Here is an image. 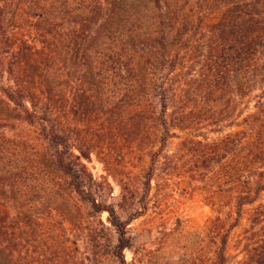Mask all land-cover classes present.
<instances>
[{"label":"trees","instance_id":"trees-1","mask_svg":"<svg viewBox=\"0 0 264 264\" xmlns=\"http://www.w3.org/2000/svg\"><path fill=\"white\" fill-rule=\"evenodd\" d=\"M1 79L49 161L45 171L38 153L0 131V264L107 260L108 251L79 258L63 222L53 230L55 210L74 220L48 202L55 173L94 214H108L110 256L127 264L130 219L99 190L83 163L95 147L79 134L81 125L108 134L125 115L133 137L152 126L159 145L146 192L159 170L160 186L184 178L215 206L211 264H264V0H0Z\"/></svg>","mask_w":264,"mask_h":264},{"label":"rangeland","instance_id":"rangeland-1","mask_svg":"<svg viewBox=\"0 0 264 264\" xmlns=\"http://www.w3.org/2000/svg\"><path fill=\"white\" fill-rule=\"evenodd\" d=\"M5 81L1 79L0 83ZM17 115L15 105L9 104L0 94V131L8 138L22 142L23 154L33 156L38 153L39 164L48 170V143L37 128L19 120ZM124 120L121 126L108 123L106 127L112 129L108 134L102 128H99L102 134H97L96 126L85 125L79 127V134L87 140L82 145L89 143L95 147L91 160H83V163L98 182L97 187L105 193L109 205L116 207L123 221L130 219L131 247L125 251L127 264H211L213 240L208 237L207 226L218 216L215 206L206 200L204 191L191 188L184 178L174 176L171 185L160 186L159 170L147 193L144 183L152 163L150 151L159 148L156 135L152 134V126L144 124L140 129L142 134L133 137L128 115ZM208 135L211 139L218 137L214 132ZM178 143L179 140H173L169 150H174ZM53 177L48 202L54 208L62 205L74 218L72 223L62 220L60 210H55V220L50 222L53 230L61 228L56 222H63L68 228V245L79 258L91 251L99 254L108 251V258L102 263L118 264L110 256L117 243V233L108 214H94L66 177L60 173ZM238 238L239 228L230 234L231 255L237 254L234 246Z\"/></svg>","mask_w":264,"mask_h":264}]
</instances>
